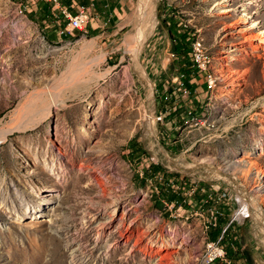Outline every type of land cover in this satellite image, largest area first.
<instances>
[{"label": "rangeland", "instance_id": "rangeland-1", "mask_svg": "<svg viewBox=\"0 0 264 264\" xmlns=\"http://www.w3.org/2000/svg\"><path fill=\"white\" fill-rule=\"evenodd\" d=\"M131 4L84 35L0 0V264H264V0Z\"/></svg>", "mask_w": 264, "mask_h": 264}, {"label": "built area", "instance_id": "built-area-1", "mask_svg": "<svg viewBox=\"0 0 264 264\" xmlns=\"http://www.w3.org/2000/svg\"><path fill=\"white\" fill-rule=\"evenodd\" d=\"M50 4L55 12L56 19L59 23V33L79 31L84 35L88 34L87 27L96 19L94 15L95 0L90 4H80L77 0H69V5L64 3L67 0H43ZM191 56L194 65L197 69L203 71L205 59H209L207 50L204 45L197 44L196 48L192 49ZM224 248L219 242H212L208 249L207 263L211 264L218 259L225 258Z\"/></svg>", "mask_w": 264, "mask_h": 264}, {"label": "crops", "instance_id": "crops-1", "mask_svg": "<svg viewBox=\"0 0 264 264\" xmlns=\"http://www.w3.org/2000/svg\"><path fill=\"white\" fill-rule=\"evenodd\" d=\"M18 4L24 6L29 17L44 22L46 28H49V23L53 24L56 19V14L51 9L49 11V4L43 0H16ZM80 4H90L92 0H77ZM69 5V0L64 1ZM132 7L131 0H95L94 15L96 19L91 22L89 29L93 32H105L111 22L117 24L123 17L130 15V8ZM57 21V19H56ZM57 24L59 25L58 21ZM59 32V27H58Z\"/></svg>", "mask_w": 264, "mask_h": 264}, {"label": "bare ground", "instance_id": "bare-ground-1", "mask_svg": "<svg viewBox=\"0 0 264 264\" xmlns=\"http://www.w3.org/2000/svg\"><path fill=\"white\" fill-rule=\"evenodd\" d=\"M225 8H226V6H225ZM143 12V11H142ZM138 28V27H137ZM140 32V31H139ZM66 33H70V32H66ZM66 33H64V34H66ZM72 34V33H71ZM70 35V34H69ZM262 41H263V38H262ZM92 42V41H91ZM200 43V45H203V43L200 41V40H198L195 44H194V48H196V46H197V44H199ZM90 44V43H89ZM86 45H88L87 43H86ZM86 45H84V46H86ZM91 46V45H90ZM132 46V45H131ZM205 47V46H204ZM85 48V47H84ZM193 48V49H194ZM206 49V48H205ZM82 56V55H81ZM82 58V57H81ZM79 60L80 59H78V60H76L75 62V65L76 64H78V62H79ZM210 63V60L209 59H205V61H204V68L206 69V67L208 66V64ZM77 74H79V73H77ZM80 78V77H79ZM79 80V79H78ZM91 80V79H90ZM89 79L87 80V81H85V80H82V82H80V84L78 83V81H77V83H78V86H76V87H74L75 89H77V90H79L80 88H87V86H88V82L90 81ZM81 81V80H80ZM74 85H76V84H74ZM53 94V102L52 103H56L57 101H56V99H55V93L53 92L52 93ZM50 96V97H51ZM62 98V97H61ZM59 100H61V99H59ZM2 141V140H1ZM263 144V143H262ZM256 148H259L260 147V143H256L255 145H254ZM249 154V153H248ZM249 156V155H248ZM51 170V169H50ZM102 189L104 190V194L106 195L107 193H106V190H105V187L104 186H102ZM248 204V202L245 204V206L244 207H246V205ZM113 216V215H112ZM115 217V216H114ZM110 220H113V218L112 219H110ZM113 222V221H112ZM115 222V221H114ZM107 225H109V224H107ZM110 226V225H109ZM209 246H210V244H209ZM208 254V253H207ZM161 257H162V255H161Z\"/></svg>", "mask_w": 264, "mask_h": 264}]
</instances>
